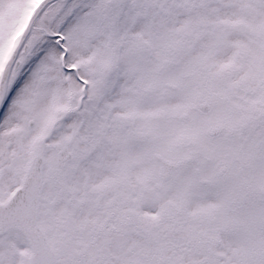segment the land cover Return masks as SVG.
Segmentation results:
<instances>
[{
  "label": "snow or ice",
  "instance_id": "obj_1",
  "mask_svg": "<svg viewBox=\"0 0 264 264\" xmlns=\"http://www.w3.org/2000/svg\"><path fill=\"white\" fill-rule=\"evenodd\" d=\"M0 264H264V0H0Z\"/></svg>",
  "mask_w": 264,
  "mask_h": 264
}]
</instances>
